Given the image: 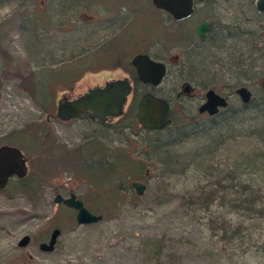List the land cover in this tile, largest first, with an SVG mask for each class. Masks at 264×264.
<instances>
[{
    "label": "rangeland",
    "instance_id": "obj_1",
    "mask_svg": "<svg viewBox=\"0 0 264 264\" xmlns=\"http://www.w3.org/2000/svg\"><path fill=\"white\" fill-rule=\"evenodd\" d=\"M110 8L124 16V26L118 21L121 16ZM196 10L194 17L172 29L173 21L152 0H0V145L14 144L10 140L21 139L22 134L27 137L20 140V148L29 159V181L33 179L34 186L26 191L14 180L0 190V264H264V248L256 244L264 236V222L251 236L249 229L244 230L247 236L242 238L233 235L240 219L230 212L231 218L225 220L232 226L225 233L216 225L228 226V222L217 218L214 225L207 218L211 211L221 210L220 199L204 208L196 193L212 177L232 168L240 153L258 139L232 140L212 154L200 155L198 140L179 134L180 144L160 155L159 142H153L152 132H146L138 121L133 96L125 114L110 125L82 119L61 122L53 116L63 95L76 97L130 75V62L141 52L169 57L168 74L157 90L171 101L174 116L184 121L208 117L199 107L210 89L229 97L230 107L242 102L236 94L240 86L252 91V99L261 97L264 13L256 10L255 0H206ZM89 15L116 24L91 23ZM202 17L215 21L217 28L205 40H198L194 29ZM181 34L196 37V43L188 46L180 40ZM152 35L156 40L150 43ZM114 39L123 44L118 60L103 57L99 50L81 55ZM94 56L99 57L91 59ZM116 64L128 67L114 68ZM43 65L51 67L40 68ZM78 75L81 79L70 85ZM184 81L195 87V96L178 97L172 92ZM34 82L47 88L48 111L39 106ZM59 82L65 86H58ZM42 123H47L53 135L43 144V155L29 151L39 147L33 142L35 137L44 138L36 129ZM90 141H94L90 153L103 156L107 146L109 159L122 151L141 166L140 175L131 176L119 189L117 201L110 192L114 182L97 177L107 174L106 166L80 169L84 168L81 147ZM168 157L179 170L169 179L159 161ZM210 170L215 176L207 174ZM133 180L147 183L143 194L136 192ZM59 192L88 198L94 207L85 203L103 213V219L79 224L76 209L62 208L63 203L54 201ZM55 227L62 229L55 248L42 250L40 243ZM25 234L31 235V241L22 247L19 241Z\"/></svg>",
    "mask_w": 264,
    "mask_h": 264
},
{
    "label": "trees",
    "instance_id": "obj_2",
    "mask_svg": "<svg viewBox=\"0 0 264 264\" xmlns=\"http://www.w3.org/2000/svg\"><path fill=\"white\" fill-rule=\"evenodd\" d=\"M110 12H113L114 14L116 13L113 8H110ZM172 21V29L175 26L180 27V24L182 23L176 22L174 20ZM181 35H183V37L180 40H183L184 42L191 41L190 43L192 44L196 43V37L194 39L191 36L189 38L184 34ZM169 41H173L175 43L177 42V39L174 37H169ZM95 50H99L103 57L114 58L118 60L123 54V44L122 42H118V40L114 39L111 43H105L103 45L96 46L92 50H86L85 52L81 53V55L88 54V52ZM98 57L99 56H94V58L91 59H96ZM73 59L74 58L71 60ZM127 65L124 66L116 64L114 68H127ZM44 67L51 66L43 65L40 68ZM80 79V75H78V77H72L70 85L75 81H79ZM34 80L36 83H39V81L36 79V75ZM35 82L34 92L36 91V96L41 105L39 103L38 104L41 109L48 111L46 105L49 103V101H46L44 95L47 88L45 84L42 87L37 85ZM43 82H45V80ZM59 85L65 86L61 82L58 83V86ZM172 120V124L163 130L151 131L145 129L148 133L152 132V135L155 137V139L152 140L153 142H159L156 146V149H158V153L160 155L170 153L169 151L172 152L171 147L180 144L179 142L181 141L179 138H177L179 134V136H184L187 139L191 137L196 138L199 144H201V148L196 151L200 152L198 153L200 155L203 153L208 155L212 154L216 149L222 148V146L232 140L246 138L258 139L257 144H254L251 149L240 153V157L238 156L239 158L234 160L232 168L225 170V173H220L218 176H216V179L212 177L213 175L215 176L216 172L213 170H210L209 172L207 171V174L212 177L210 184L198 189L197 191L195 189L196 193L200 196L199 198L201 199L202 207L204 208H210L212 202H215L218 198L220 199L218 202L221 210L211 211L207 216L208 221H210L211 224L213 222L215 225L217 218H223V220L228 222L230 225L223 226L219 222L220 225H216L217 229L218 227H221L225 230V233H227L232 226V222L229 221V219L226 221L225 218H231L228 217V213L235 212L236 217L239 218L240 221L234 230L236 233L233 232V235L238 234L244 238L247 236L244 230L249 229L250 236L254 231H258L255 227L257 225L263 224L264 222V94L261 97H254L249 104L241 102L238 107H230L229 105L227 108L222 109L218 114L214 116H208L204 120L194 119L187 122L174 116L173 112ZM36 129L42 133L44 138L42 141H40L39 138L35 137L33 142H37L39 147L35 149L33 147V149H29V151L43 155V153H45L42 149L43 144L48 139V136L53 135L48 129L47 123L37 125ZM164 135L168 136L166 141H163L162 139ZM18 136L20 137V135H16V137ZM24 138L28 140L24 134L21 135V139L12 138L10 141L14 144L11 145L22 147L20 140ZM38 141L40 143H38ZM93 143L94 141H90L81 147L82 158L80 160L84 168L80 169L82 171H86V169H93L94 167L98 169L102 166H106L107 170L105 173L110 174H106L107 176L98 175L97 177L106 178V180L111 179L110 181L112 183L114 182V185L110 187V192L113 196V200L117 201L119 199V189L123 187V185L129 180L131 176L140 175L139 170L141 166L138 164L136 159L126 155L122 151L118 152V154L112 153L113 157L111 159L108 157V155L111 153L110 149H108L106 154L103 156H98L92 152L90 153L89 149L91 150L90 146L94 145ZM97 145L100 144L97 143ZM56 149L58 150L57 147ZM195 156L196 158L199 157V155L196 154ZM169 158L170 157L165 160L159 159V161H161L165 167L164 173L166 174L164 176L168 177V179L173 177L175 174H179V170L174 168L173 161L169 160ZM191 163H196V161L191 158ZM88 166H90V168ZM121 170L125 172L122 173ZM29 178V174L23 178H12L10 183L13 184L14 180H18L22 184V189H25L26 191H32L34 189L33 179L29 181ZM82 199L84 202H87L90 207H94L88 198L84 197ZM87 203L85 204L87 205ZM61 206L62 208H68L65 204H61ZM256 244L258 248H264V236L258 238Z\"/></svg>",
    "mask_w": 264,
    "mask_h": 264
},
{
    "label": "water",
    "instance_id": "obj_3",
    "mask_svg": "<svg viewBox=\"0 0 264 264\" xmlns=\"http://www.w3.org/2000/svg\"><path fill=\"white\" fill-rule=\"evenodd\" d=\"M202 1L204 0H152V3L172 19L181 21L194 13L196 2ZM255 7L259 13H264V0H255ZM210 28L211 24L205 20L201 21L196 29L197 35L203 37ZM132 64L137 69L139 79L144 83L159 85L167 72L163 62L153 60L148 54L136 55ZM185 91L189 92L190 89L186 87ZM131 92L132 85L128 78L111 80L106 82L103 87L91 88L75 99L60 100L55 117L61 121H69L83 115L101 121L119 118L125 113V106ZM236 94L245 104H249L253 96L252 91L246 86L237 88ZM229 105L226 96L210 89L206 93V102L200 106L199 112H207L210 116H214ZM137 118L142 128L151 131L163 130L173 122L169 102L152 93H146L142 97ZM29 171V159L20 147L10 144L0 145V190L6 188L12 178H23L29 174ZM132 185L138 194H143L147 188V183L140 180L132 181ZM54 201L76 209V219L79 224L95 223L104 217L102 213L91 210L76 192H71L67 196L59 192L55 195ZM61 232L60 227L53 228L50 240L42 241L39 245L40 248L47 251L53 250ZM30 241L31 235L25 234L20 239L19 245L27 246Z\"/></svg>",
    "mask_w": 264,
    "mask_h": 264
},
{
    "label": "flooded vegetation",
    "instance_id": "obj_4",
    "mask_svg": "<svg viewBox=\"0 0 264 264\" xmlns=\"http://www.w3.org/2000/svg\"><path fill=\"white\" fill-rule=\"evenodd\" d=\"M206 0H204V1H202V2H196V5H195V11H194V13L190 16V17H188V18H186V19H184V20H181V21H176V20H174V19H172L170 16H169V18H171L172 20H174V21H176V22H184V21H187V20H189L191 17H194L195 15H196V8H197V5L199 4V3H203V2H205ZM94 8V7H93ZM95 10H97V11H99V12H101V9L100 8H94V11ZM98 12V13H99ZM97 13V12H96ZM99 15H100V13H99ZM115 15L116 16H118V17H120V18H118V19H120V20H118V21H120V25L121 26H124V24H123V21L122 20H125L123 17V15H120V14H117V13H115ZM120 15V16H119ZM89 17H90V20H89V22H91V23H97V22H99V25H113V24H116V22H113V20L112 21H110V19H94V17H93V15H89ZM203 20H205L206 22H208L209 24H211V28H210V30L208 31V32H206L205 34H204V36L203 37H200V36H198L197 35V32H196V29H197V27H198V25L200 24V22L201 21H203ZM102 22H105V23H102ZM113 22V23H112ZM108 23H112V24H108ZM216 22L215 21H213L212 19H209L208 17H202V18H198V21H197V24H196V26H195V35H196V37H197V39L198 40H205L208 36H210L212 33H214L215 31H216V28H217V26H216ZM120 26V27H121ZM114 37V35H112V36H107V39H105V40H108V39H111V38H113ZM149 38H151L150 39V43H153V42H155V36L154 35H152L151 37H149ZM144 42V41H143ZM185 44V43H184ZM188 44V46H190V45H192V43H190V42H188L187 43ZM149 51V50H148ZM148 54L153 60H155V61H160V62H163L165 65H166V69H167V72H166V75L168 74V71H169V64H170V61L168 60L169 59V57H163V58H158V57H155V56H153L152 54H151V52H141V53H138V54ZM138 54H136V55H138ZM135 55V56H136ZM134 56V57H135ZM133 57V58H134ZM133 60V59H132ZM132 60H131V64H132ZM132 73H129L130 75H127V76H125L124 78H128L129 79V81H130V83H131V85H132V92H131V94H130V96H133L134 97V99H133V102H132V105H133V108L135 107L136 109H137V111H138V108H139V104H140V101H141V99H142V97L146 94V93H152V94H154L155 96H158V97H162V98H164V99H166L168 102H169V104H170V115H171V118H172V106H171V101L170 100H168L166 97H165V95L164 94H162V93H160V92H158V88L160 87V85L163 83V81H164V79L166 78V75H165V77H164V79H163V81L159 84V85H154V84H152V83H144V82H142L140 79H139V75H138V72H137V69L135 68V66L132 64ZM119 79H123V78H119ZM114 80H116V79H114ZM111 81V80H110ZM108 82V81H107ZM106 84V83H105ZM104 84V85H105ZM103 85V86H104ZM97 86H100V85H97ZM103 86H101V87H103ZM96 87V86H95ZM180 89L178 90H175V89H173L172 88V92L173 93H175V92H177V96L178 97H181V96H189V97H193V96H195L196 95V90H195V87L191 84V83H189L188 81H184V82H182L181 83V85H180ZM186 87H188L189 89H190V91L189 92H186L185 91V88ZM247 87V86H246ZM94 88V87H93ZM91 88H89L88 90H90ZM209 91V90H208ZM207 91V92H208ZM88 92V91H87ZM86 93V92H85ZM218 93V92H217ZM82 94H84V93H82ZM220 94V93H219ZM81 95V94H80ZM80 95H78V96H80ZM222 95V94H221ZM78 96H76V97H71L70 95H63V97H62V99H66V100H72V99H75V98H77ZM130 96H129V98H130ZM223 96H225V95H223ZM227 97V96H226ZM129 98H128V102H129ZM61 99V100H62ZM227 99H228V101H229V97H227ZM241 99V98H240ZM128 102H127V104H128ZM206 102V94H205V98H204V102L203 103H205ZM202 103V104H203ZM229 103H230V101H229ZM126 104V105H127ZM201 104V105H202ZM200 105V106H201ZM126 107V106H125ZM200 108V107H199ZM58 110V109H57ZM222 110V109H221ZM220 110V111H221ZM125 114V113H124ZM201 114H207L208 116H210L207 112H205V113H201ZM53 116H55V115H53ZM122 117V116H121ZM120 118V117H119ZM58 119V118H57ZM79 119H82V120H87V121H90V122H95V123H97V124H100V125H110V124H112L113 123V120L114 119H108L107 121H101V120H98V119H92V118H90V117H88L87 115H83V116H81L80 118H76V119H72V120H79ZM116 119V118H115ZM72 120H69V121H72ZM61 121V120H60ZM61 122H68V121H61ZM100 145H103L102 143L100 144ZM104 146V145H103ZM105 148H106V152H107V146H105ZM141 181V180H140ZM50 236H51V234H50ZM50 236H49V238L47 239V240H44V241H49L50 240Z\"/></svg>",
    "mask_w": 264,
    "mask_h": 264
}]
</instances>
